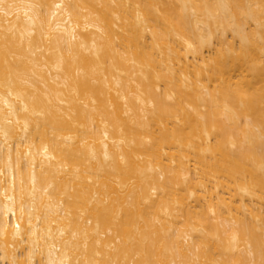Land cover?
Wrapping results in <instances>:
<instances>
[{
	"label": "bare ground",
	"instance_id": "1",
	"mask_svg": "<svg viewBox=\"0 0 264 264\" xmlns=\"http://www.w3.org/2000/svg\"><path fill=\"white\" fill-rule=\"evenodd\" d=\"M0 264H264V0H0Z\"/></svg>",
	"mask_w": 264,
	"mask_h": 264
}]
</instances>
